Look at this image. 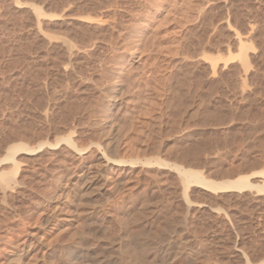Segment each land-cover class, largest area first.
<instances>
[{
	"label": "rangeland",
	"instance_id": "1",
	"mask_svg": "<svg viewBox=\"0 0 264 264\" xmlns=\"http://www.w3.org/2000/svg\"><path fill=\"white\" fill-rule=\"evenodd\" d=\"M115 129L119 157L110 153ZM17 143L25 146L7 157ZM94 163L101 175L83 186ZM178 166L203 181L247 176L256 187L214 191L182 179ZM261 185L264 0H0V264L29 237L39 241L26 264H115L123 234L141 225L162 236L164 223L148 264H264ZM77 188L94 206L68 210ZM79 232L90 250L68 262L59 249ZM186 238L190 249L170 258Z\"/></svg>",
	"mask_w": 264,
	"mask_h": 264
},
{
	"label": "bare ground",
	"instance_id": "2",
	"mask_svg": "<svg viewBox=\"0 0 264 264\" xmlns=\"http://www.w3.org/2000/svg\"><path fill=\"white\" fill-rule=\"evenodd\" d=\"M140 29V28H139ZM136 31V30H135ZM134 31V32H135ZM132 36V35H131ZM125 38V37H124ZM86 44V43H85ZM67 46V45H66ZM84 47H86V45L84 46ZM66 49H68V48H66ZM136 49V48H135ZM63 50V49H62ZM91 53V52H90ZM83 54V53H82ZM86 58V57H85ZM91 59V58H90ZM131 64V63H130ZM122 70V69H121ZM106 73V72H105ZM131 73V72H130ZM107 74V73H106ZM136 74H137V72H136ZM140 74V73H139ZM108 75V74H107ZM135 75V74H134ZM144 75V74H143ZM146 75V74H145ZM133 76V75H132ZM136 76H138V75H136ZM148 76V75H147ZM109 77V76H108ZM134 77V76H133ZM183 77V76H182ZM119 79H120V77H119ZM132 79V78H131ZM125 80V79H124ZM128 80V79H127ZM133 80V79H132ZM148 80V79H147ZM126 81V80H125ZM127 82V81H126ZM137 82V81H136ZM99 84V83H98ZM118 84V83H117ZM132 84V83H131ZM135 84V83H134ZM128 84H126V86H127ZM137 85V84H136ZM97 86H99V85H97ZM102 86V85H101ZM132 86V85H131ZM135 86V85H134ZM100 88V87H99ZM123 88H125V87H123ZM102 89V88H101ZM108 91V90H107ZM123 91V90H122ZM123 93V92H122ZM137 93H139V92H137ZM111 96V95H110ZM120 98H122L121 97V94H120V96H119ZM116 98V97H115ZM117 99V98H116ZM99 101V100H98ZM126 101V100H125ZM120 102V101H119ZM127 102V101H126ZM123 103H124V101H123ZM130 103V102H129ZM96 104V103H95ZM94 104V105H95ZM102 104V103H101ZM141 104V103H140ZM99 105V104H98ZM102 106V105H101ZM128 106V105H127ZM127 106H126V108H127ZM99 107V106H98ZM124 107V106H123ZM122 107V108H123ZM119 108H121V103H120V105H119ZM125 108V109H126ZM92 110H94V108H92ZM104 110V109H103ZM118 110V109H117ZM124 110V109H123ZM133 110V109H132ZM134 110H135V108H134ZM119 111H121V110H119ZM125 111V110H124ZM118 112V111H117ZM94 113V112H93ZM101 113H102V111H101ZM107 113V112H106ZM97 114V113H96ZM103 114V113H102ZM114 114V113H113ZM117 114V113H116ZM135 114V113H134ZM139 114V113H138ZM95 115V114H94ZM100 115V114H99ZM120 115V114H119ZM124 115H126V113L124 114ZM123 116V115H122ZM127 116H128V114H127ZM121 117V116H120ZM123 117H125V116H123ZM126 118V117H125ZM158 118V117H157ZM123 119V118H122ZM137 119H139V118H137ZM145 119V118H144ZM115 120H116V118H115ZM142 120V119H141ZM141 120H140V122H141ZM112 121V120H111ZM127 121V120H126ZM113 122V121H112ZM116 122H118L119 123V121H115L113 124H115ZM125 122V121H124ZM129 122V121H128ZM146 122V121H145ZM121 123V122H120ZM139 123V122H138ZM90 124V123H89ZM130 124V123H129ZM132 124V123H131ZM147 124V123H146ZM97 126V125H96ZM137 126V125H136ZM140 126V125H139ZM145 126H147V125H145ZM112 127V126H111ZM119 127H122V125H120V126H118V129H119ZM144 127V126H143ZM117 128V127H116ZM124 128V125H123V127H122V129ZM126 128V127H125ZM121 129V128H120ZM128 129H129V126H128ZM128 129H126V130H128ZM116 130L117 129H115V132H116ZM125 130V131H126ZM132 130V129H131ZM137 130V129H136ZM140 130H141V128H140ZM122 131V130H121ZM121 131H120V134H121ZM128 131H130V130H128ZM142 131V130H141ZM141 131H140V133H141ZM112 132V131H111ZM108 134H109V132H108ZM118 134H119V132L117 131L114 135H113V139L111 138V142H110V145H112V148L110 147V145H109V147L108 148H111L110 150H113V151H111L110 153H111V155H112V153L114 154V152L116 151V150H118L119 149V147L121 146V141L120 140H122V139H120V136H118ZM126 134V133H125ZM105 135V134H104ZM107 136V135H106ZM110 136H112V135H110ZM109 136V137H110ZM119 137V138H118ZM69 138V137H68ZM136 138V137H135ZM109 139V138H108ZM110 140V139H109ZM109 140L108 141H106V142H108L109 143ZM133 141V140H132ZM73 142H71V144H72ZM127 144H129V143H127ZM100 145V144H99ZM22 146H23V144H14V145H11L10 147H9V150H8V155H7V157H12V156H14V153L16 152V151H18V150H20L21 148H22ZM25 146V145H24ZM23 146V147H24ZM102 146V145H101ZM105 146V145H104ZM106 146H107V144H106ZM133 146V145H132ZM131 146V147H132ZM125 147V146H124ZM136 147V146H135ZM105 148V147H104ZM103 148V149H104ZM107 148V149H108ZM156 148H158V147H156ZM35 149V148H34ZM130 149V148H129ZM154 149V148H153ZM29 150V149H28ZM122 150V149H121ZM127 150V149H126ZM76 151H78V152H82V151H80V150H76ZM106 151V150H105ZM119 152V151H118ZM122 152V151H121ZM121 152H119L120 154H121ZM124 152V151H123ZM127 152H129V151H127ZM136 153H137V151H135ZM104 153V152H103ZM109 153V154H110ZM105 154V153H104ZM108 154V153H107ZM116 155H118V153H117V151H116V154H114L113 156L115 157ZM130 155V154H129ZM133 155V154H132ZM112 156V157H113ZM121 156H122V154H121ZM117 157V156H116ZM118 157H119V155H118ZM186 157V156H185ZM101 158V157H100ZM108 158V157H107ZM121 158H123V157H121ZM135 158V157H134ZM117 159V158H116ZM116 161V160H115ZM117 161H119L118 159H117ZM126 161V160H125ZM120 162V161H119ZM137 162V161H136ZM108 163V162H107ZM149 163L151 164V162L149 161ZM148 163V164H149ZM154 163V162H153ZM98 164H100V163H98ZM98 164H96V163H94V164H89V166H87V168H85V170L82 172V174L79 176L80 177V179H81V181L83 182V186H84V184L85 183H89V182H93L94 180H96V179H98L99 178V176L98 175H101L100 174V168L98 167L99 165ZM111 164V163H110ZM143 164H145V163H143ZM98 165V166H97ZM124 166V165H123ZM125 166H126V164H125ZM135 166V165H134ZM107 167V166H106ZM111 168V167H110ZM130 168V167H129ZM123 169V168H122ZM128 169V168H127ZM158 169V168H157ZM126 170V169H125ZM129 170V169H128ZM123 171V170H122ZM179 173L178 174H180L181 176H182V179L184 178V180L185 181H188V182H190V181H201L200 183H204V184H206V185H208L209 187H211V189L213 188V190L214 191H217V190H231V189H237V190H241L242 191V189H245V188H248V187H254L255 185L253 184V183H251L249 180H247V176H244V177H242V176H240L241 178H239V179H233V180H222V181H218V182H215V181H210V180H205L204 179V181L202 180V178H200V176H199V174H198V171H196V170H193V169H190V168H183V167H181V166H178V170H177ZM126 172H127V170H126ZM125 172V173H126ZM146 172V171H145ZM103 173V172H102ZM127 173H129V172H127ZM108 174V173H107ZM133 174V173H132ZM136 174V173H135ZM68 176V175H67ZM117 176V175H116ZM119 176V175H118ZM180 176V177H181ZM126 177V176H125ZM107 178V177H106ZM120 178V177H119ZM118 178V182H116V181H114L115 182V184H114V186H116L118 183H121V185H122V182L124 183V181H125V178H123V177H121L120 179ZM69 179V178H68ZM107 180V179H106ZM106 180H104V181H106ZM115 180V179H114ZM124 180V181H123ZM111 181V180H110ZM129 181V180H128ZM78 182V181H77ZM187 182V183H188ZM68 183V182H67ZM66 183V184H67ZM74 183H76V182H74ZM117 183V184H116ZM187 183H185L186 184V186L188 185ZM68 185V184H67ZM67 185H64L65 187H63V188H67L66 186ZM89 185V184H88ZM88 185H86L87 187H88ZM257 186H258V184H256ZM113 186V187H114ZM118 186H119V184H118ZM185 186V187H186ZM68 187H69V185H68ZM72 187V186H71ZM117 187V186H116ZM115 187V188H116ZM256 187V186H255ZM60 188V187H59ZM62 188V187H61ZM60 188V189H61ZM90 188V187H89ZM249 188V189H250ZM260 188H262L263 190H264V185L262 186L261 185V187ZM59 189V190H60ZM78 189V188H77ZM92 189V188H91ZM90 189V190H91ZM189 189V188H188ZM252 189V188H251ZM259 189V188H258ZM62 190V189H61ZM70 190V189H69ZM69 190H68V193H69ZM86 191V190H85ZM84 191V188L82 189V188H79L78 189V191H76L75 192V196H72V200H70V203L68 204V210H70L72 207H77V205L78 204H80V202L81 201H83L85 204H88V205H93L94 206V204L92 203L91 204V198H90V196H89V193L87 192H85ZM92 191H93V189H92ZM96 191V190H95ZM184 191H185V195L186 194H188L186 191L187 190H185L184 189ZM90 192V191H89ZM129 192V191H128ZM264 192V191H263ZM73 193V192H72ZM91 193V192H90ZM66 195V194H65ZM73 195V194H72ZM91 195V194H90ZM64 196V195H63ZM67 196V195H66ZM187 196V195H186ZM74 197V198H73ZM95 198V197H94ZM93 198V199H94ZM69 199V198H68ZM188 199V198H187ZM95 200H97V199H95ZM125 200V199H124ZM134 201V200H133ZM94 202V201H93ZM97 202V201H96ZM121 203V202H120ZM124 204V203H123ZM88 205H86V206H88ZM90 206V207H91ZM188 206H190V205H188ZM66 207V206H65ZM89 207V206H88ZM117 207V206H116ZM84 209H85V207H83ZM87 208V207H86ZM124 208V207H123ZM139 208V207H138ZM128 209V208H127ZM126 209V210H127ZM87 211H88V209H86ZM90 210V209H89ZM150 210V209H149ZM149 210H148V212H149ZM152 210H155V209H152ZM90 211H93V210H90ZM120 211V210H119ZM79 212V211H78ZM78 212L76 213V214H78ZM123 212V211H122ZM132 212H133V210H132ZM135 212V211H134ZM138 212H139V210H138ZM137 212V213H138ZM142 212V211H141ZM141 212H140V214H141ZM145 212V211H144ZM150 212H152V211H150ZM149 212V213H150ZM155 212V211H154ZM90 213V212H89ZM130 213H131V211H130ZM136 213V212H135ZM165 213V212H164ZM75 214V215H76ZM123 214L125 215V217L127 216L126 214H125V212H123ZM123 214H122V216H123ZM128 214V213H127ZM147 216H151L152 214H153V212L152 213H150V214H148V213H145ZM160 214V213H159ZM131 215V214H130ZM135 215V214H134ZM133 215V213H132V217L134 216ZM141 215H144V213L143 214H141ZM141 215L140 216H138V215H136V216H138V217H141ZM156 215V214H155ZM158 215V214H157ZM136 216L135 217H133L134 218V220L136 221ZM147 216H145V218L147 217ZM161 216V215H160ZM179 216V215H178ZM182 216H184V215H182ZM118 217V216H117ZM124 217V216H123ZM166 217H168V216H166ZM185 217V216H184ZM120 218H122L121 216L118 218L119 220H120ZM162 218V217H161ZM179 218V217H178ZM123 220L122 221H125L126 220V222H127V218H122ZM142 219H144V218H142ZM141 219V220H142ZM181 219V218H180ZM182 219H184V218H182ZM138 220H139V218H137V223H138ZM168 220V219H167ZM177 220V219H176ZM185 220V219H184ZM121 221V223L119 222V224L121 225H123V223H125L124 224V226L126 227H124L125 229H123L124 231L125 230H130V223H126V222H122ZM135 221H132L133 223H135ZM144 221V220H143ZM147 221V220H146ZM150 222H151V220H149ZM164 221H165V219H164ZM169 221V220H168ZM170 221H174V220H172V219H170ZM169 221V222H170ZM46 222H49V218L48 219H46ZM68 222H69V220H68ZM140 222V221H139ZM153 222V221H152ZM161 222V221H160ZM165 222H167V221H165ZM176 222V221H175ZM185 222V221H184ZM132 223V224H133ZM136 223V225H140L139 223L137 224ZM141 223H142V221H141ZM146 223V222H145ZM162 223H164V222H162ZM171 223V225H172V223L173 222H170ZM95 224H96V221H95ZM97 224H99L98 222H97ZM101 224V223H100ZM149 224V223H148ZM151 224H153V223H151ZM166 224V225H165ZM167 224H169V223H164V226L166 227L165 229L164 228H161V229H158L160 226L158 225V228H157V231L158 230H161V232H163L164 234V237L166 236L165 234H168V232H169V227L167 228ZM90 225V224H89ZM92 225V224H91ZM145 225H147V223L145 224ZM170 225V226H171ZM176 225V224H175ZM174 225V226H175ZM141 226V225H140ZM139 226V227H140ZM152 226V225H151ZM181 226V225H180ZM179 226V227H180ZM187 226V225H186ZM121 227H123V226H121ZM132 227H134V226H132ZM136 228L137 230V232H135L134 231V229H133V233L130 231V233H132V234H130V233H127L126 231V233H127V235H124L123 234V240H124V238H126L125 240H124V242H123V244H122V247H121V245L120 244H118L119 246H120V249H122V250H120L121 252H122V254H121V252L120 251H118V252H120L119 254H117L118 256H120V255H122V256H120V257H123V258H121L122 260L123 259H127V261H128V263H130V262H132L133 264H146L147 263V258H148V256L150 255V254H153L154 256H156V255H159L158 254V252H160L161 253V251H158V247H160V246H158L157 244H155L153 241L155 240L154 239V237L155 236H159V239H161V238H163V235L162 236H160L159 234H160V231H159V234L158 235H154V234H151L152 232L153 233H157V232H154V231H152V229H150V227H149V229L151 230V232L150 231H147L148 230V227L146 228L147 230H144L142 227H143V225H142V229H141V231H140V228ZM157 227V226H156ZM156 227H154V228H156ZM163 227V226H162ZM173 227V226H172ZM172 227H170V229L171 230H173V228ZM91 228V227H90ZM96 228H98L97 226H96ZM99 228H100V225H99ZM145 228V227H144ZM153 228V230H155ZM181 229H183V228H185V227H183V226H181L180 227ZM61 229V228H60ZM81 230V232H82V230L84 229L83 227H79L78 228V231H80ZM138 229H139V231H138ZM164 229V230H163ZM179 229V228H178ZM132 230V229H131ZM186 230V229H185ZM91 231V230H90ZM89 231V232H90ZM93 231V230H92ZM91 231V232H92ZM102 231H104V230H102ZM101 231V232H102ZM123 231V232H124ZM156 231V230H155ZM168 231V232H167ZM187 231V230H186ZM88 232V234L86 235L87 237H89V235H90V233ZM96 232H98V229L96 230ZM124 232V233H125ZM166 232V233H165ZM173 232V231H172ZM172 232H170L171 233V235H172ZM175 232V231H174ZM173 232V233H174ZM94 233V232H93ZM99 233V232H98ZM189 234L191 233V232H188ZM64 234V237L62 236V238L64 239V241L66 240L67 241V239H68V243L70 242V245L68 244V246L67 247H65V246H63V245H65V243H66V241L64 242L63 241V239H62V241H63V244H62V246H63V248L62 249H59V250H62V253H65V254H63V256H62V259H63V257H65L66 256V258H67V260H68V262L69 261H79V258L81 257H85V256H87L88 255V251L86 252L85 251V249L83 248L86 244H90V240L89 239H87V238H84L83 236H84V231L82 232V234H83V236L80 234V232L78 233V234H80L79 235V237H75V238H73V239H71V241H69V237H71L70 235L67 237V239H65V233H63ZM70 234H71V232H70ZM130 234V235H129ZM162 234V233H161ZM62 235V234H61ZM66 235H68V232H67V234ZM72 235H74L73 233H72ZM94 235V234H93ZM93 235H91L90 237H94ZM99 235V234H98ZM170 235V234H169ZM170 235V236H171ZM100 236H104V238H105V236L106 237H108L107 235H104V233H103V235H100ZM121 236V235H120ZM126 236V237H125ZM170 236H168L167 235V237L169 238ZM186 236V235H185ZM188 236V235H187ZM186 236V237H187ZM74 237V236H73ZM96 237V236H95ZM94 237V238H95ZM161 237V238H160ZM101 239H103V237H100ZM109 238V237H108ZM111 238V237H110ZM109 238V239H110ZM153 238V239H152ZM155 238H157V237H155ZM166 238V237H165ZM163 239L164 240V243L166 242L165 240L166 239ZM171 238V237H170ZM188 238V237H187ZM186 238V239H187ZM189 238H191L190 236H189ZM38 238H34V237H29V238H27V239H25V241L23 242V245H21V249H20V252L19 253H16V255H14L13 257L14 258H12V259H10V261H8V262H6L5 264H26V259L27 258H29V256H30V253L32 252L31 250H33V248H34V246L36 245V240H37ZM95 239H97V240H99L98 239V237L97 238H95ZM94 239V240H95ZM106 240H108V243H109V239H107V238H105ZM104 239V240H105ZM120 239V238H119ZM158 239V238H157ZM156 239V241L155 242H159L160 240H157ZM59 240V239H58ZM94 240H92L91 239V242L92 241H94ZM105 240V241H106ZM153 240V241H152ZM162 240V241H163ZM185 240V239H184ZM38 241H39V239H38ZM96 241V240H95ZM100 241V240H99ZM104 241V242H105ZM167 241H169V239L167 240ZM171 241V240H170ZM180 241V240H179ZM186 241V240H185ZM192 241V240H191ZM196 241V240H195ZM52 242V241H51ZM98 242V241H97ZM102 242V241H101ZM100 242V243H101ZM115 241H113V243H114ZM120 242V241H119ZM121 242V243H122ZM190 242V240H188L187 239V242H179V244H176L174 247H172V251L171 250H169L168 249V246H167V248L166 249H168L169 250V252L171 253V255L172 254H176L177 252H179V253H181L180 252V250L181 249H187L188 250V248H189V245L190 244H188ZM107 243V244H108ZM111 243H112V241H111ZM110 243V244H111ZM112 243V244H113ZM116 243V242H115ZM181 243V244H180ZM57 244V243H56ZM61 244H59L60 246H61ZM95 244H97V243H94V246H95ZM109 244V245H110ZM166 244H168V243H166ZM169 244H171V243H169ZM175 244V243H174ZM173 244V245H174ZM93 245V244H92ZM116 245V244H115ZM114 245V246H115ZM117 245V246H118ZM163 245V244H162ZM38 246V245H37ZM87 246V248L86 249H89L90 247L88 246V245H86ZM94 246H92V247H94ZM97 246H99V248H103V244L102 245H98L97 244ZM105 246V245H104ZM113 245H111V247H112ZM158 246V247H157ZM111 247H108V245H107V248H106V246L104 247V248H106L105 249V251H109L110 253H112V254H114V252H112L113 250H111L110 251V249H111ZM166 246H164V248H165ZM58 248V247H57ZM108 248H110L109 250H108ZM113 249H114V247H112ZM161 248V247H160ZM163 248V247H162ZM162 248H161V250H162ZM170 248V247H169ZM35 249V248H34ZM37 249V248H36ZM55 249V251L56 252H58V250L56 249V248H54ZM165 249V250H166ZM190 249V248H189ZM197 249V248H196ZM52 250V249H51ZM90 250V249H89ZM115 250H118V249H115ZM160 250V249H159ZM168 250H166L167 252H168ZM184 250H182V254H184L185 252H187L186 250H185V252H184ZM55 251H53L52 250V252H55ZM64 251V252H63ZM92 251H94L93 249H92ZM100 251H101V249H100ZM158 251V252H157ZM60 252V251H59ZM97 252H99L98 250H97ZM97 252H96V254H97ZM108 252V253H109ZM165 252V251H164ZM51 253V252H50ZM61 253V252H60ZM61 253V254H62ZM115 253H116V251H115ZM157 253V254H156ZM55 254V253H54ZM57 254V253H56ZM55 254V255H56ZM100 254H102V253H100ZM164 254L165 253H163V257L164 258H166V259H168L167 258V256H169V255H166V256H164ZM168 254V253H167ZM175 254L173 255V256H171L170 258H172V257H174L175 256ZM178 254V253H177ZM187 254V253H186ZM58 255H59V253H58ZM57 255V256H58ZM115 255V254H114ZM114 255H112V256H114ZM152 255V256H153ZM185 255V254H184ZM188 255V254H187ZM189 255H191V254H189ZM194 255V254H193ZM52 256H53V254H52ZM92 255H90V257H91ZM116 256V255H115ZM151 256V255H150ZM153 256V257H154ZM35 257V256H34ZM109 257V256H108ZM157 257V256H156ZM80 258V260H82ZM92 258L93 259H96V260H94V262L92 261L93 259H89V260H91V262L92 263H94V264H96L95 263V261H97V258H94L93 256H92ZM103 258V257H102ZM110 258V257H109ZM112 258V257H111ZM164 258H163V260H164ZM175 258V257H174ZM30 259V258H29ZM28 259V260H29ZM65 259V258H64ZM101 259V258H100ZM99 259V260H100ZM113 259V258H112ZM115 259H116V257H115ZM120 261H121V259L120 258H118ZM152 260V257H150V258H148V260ZM161 259H162V257H161ZM27 260V263L29 264V261ZM36 260V259H35ZM88 259H84V262H87V264H88V261H89ZM102 260V259H101ZM101 260H100V262H101ZM103 260H104V258H103ZM103 260H102V262H103ZM118 260V262L119 263H117V262H115V260H114V262H115V264H120V261ZM158 261L159 260V257H158V259L156 258L155 259V261ZM117 261V260H116ZM152 261H154V260H152ZM156 261V262H157ZM160 261V263H164V262H166L165 260L164 261H161V260H159ZM167 261H169V259L167 260ZM51 262V261H50ZM79 262H82V261H79ZM99 262V261H98ZM98 262H97V264H98ZM99 262V263H100ZM101 262V263H102ZM105 262V261H104ZM113 262V263H114ZM124 261H121V263H123ZM125 262H126V260H125ZM124 262V263H125ZM149 262V261H148ZM72 263V262H71ZM78 263V262H77ZM76 263V264H77ZM105 263H107V262H105ZM127 263V262H126ZM127 263V264H128ZM153 264V262H151L150 261V263L149 264ZM169 263V262H168ZM30 264H32V263H30ZM91 264V263H90ZM148 264V263H147ZM155 264V263H154ZM156 264H158V263H156Z\"/></svg>",
	"mask_w": 264,
	"mask_h": 264
},
{
	"label": "trees",
	"instance_id": "3",
	"mask_svg": "<svg viewBox=\"0 0 264 264\" xmlns=\"http://www.w3.org/2000/svg\"><path fill=\"white\" fill-rule=\"evenodd\" d=\"M263 252H264V249H263Z\"/></svg>",
	"mask_w": 264,
	"mask_h": 264
}]
</instances>
